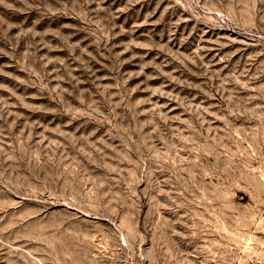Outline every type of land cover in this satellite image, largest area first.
Segmentation results:
<instances>
[{
  "label": "rangeland",
  "instance_id": "1",
  "mask_svg": "<svg viewBox=\"0 0 264 264\" xmlns=\"http://www.w3.org/2000/svg\"><path fill=\"white\" fill-rule=\"evenodd\" d=\"M0 264H264V0H0Z\"/></svg>",
  "mask_w": 264,
  "mask_h": 264
}]
</instances>
